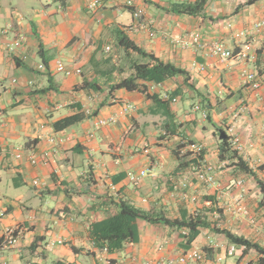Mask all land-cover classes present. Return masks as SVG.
Here are the masks:
<instances>
[{
    "label": "crops",
    "instance_id": "crops-1",
    "mask_svg": "<svg viewBox=\"0 0 264 264\" xmlns=\"http://www.w3.org/2000/svg\"><path fill=\"white\" fill-rule=\"evenodd\" d=\"M94 1L0 0V238L6 228L17 233L15 245L0 248V264H144L179 258L194 248L206 259L192 264H264V254L254 249L229 257L232 243L209 229L187 245L185 231L139 222V241L113 253L96 247L91 237L92 224L118 213L122 201L184 221L213 205L221 211L209 221L264 250L257 182L232 161L219 159L220 133L233 127L244 147L239 156L264 180V171H258L264 166V32L236 37L264 19V0L253 5L206 0L196 16L169 11L198 0H99L91 12ZM136 9L145 10L141 19L134 18ZM194 33L201 36L200 46L183 49L175 43ZM19 37L22 48L10 52L7 44ZM246 41L252 45L246 61L222 62L209 54L215 42L238 52ZM136 50L187 75L146 84L147 93L119 88L132 73L131 62L145 61ZM56 61L81 75L58 73ZM41 64L45 71L38 69ZM245 72L256 75L260 89L252 88ZM153 95L168 101L169 114L149 98ZM124 103L135 110L123 113ZM73 116L82 121L55 130L56 123ZM110 118L114 124L98 125ZM68 136L72 140L58 143L57 153L42 162L40 156L54 149L50 140ZM191 143L203 147L201 159L191 153ZM32 154L37 165L29 161ZM199 159L219 168L220 190L197 181L193 169ZM143 170L147 176L133 186L129 173ZM240 180L243 203L259 228L248 227L233 212ZM60 240L63 245L50 248Z\"/></svg>",
    "mask_w": 264,
    "mask_h": 264
},
{
    "label": "trees",
    "instance_id": "trees-1",
    "mask_svg": "<svg viewBox=\"0 0 264 264\" xmlns=\"http://www.w3.org/2000/svg\"><path fill=\"white\" fill-rule=\"evenodd\" d=\"M258 1L261 0H249L247 5H253ZM206 3V0H198L195 3L174 4L169 12L179 15L196 16L204 12ZM135 53H138V57L145 61L140 62L139 60H135L131 62L133 64L130 68L132 73H128V76L123 78V81L118 86L119 88L126 87L129 90L139 89L142 90L143 93H147L146 84L158 85L170 79L187 75L184 70L172 64L158 61L154 56L147 55L141 50H136ZM149 98L153 100L158 108L163 110L165 114H169L170 108L168 101L163 102L155 95L149 96ZM81 121L82 119L78 116H73L56 123L54 127L57 131H63ZM219 159L220 161H232V166L236 167L241 173L249 175L256 180L262 196L259 208L264 212V180L258 177L257 173L250 168L248 163L244 161L237 152L232 150L228 138L221 141ZM258 171H264V166L258 168ZM118 209V213L103 221L92 224L91 228V237L96 247L101 250H107L109 253L120 250L126 243H137L140 233L139 222H144L150 225H161L185 231L187 234H183L182 237L186 240L187 245H191L195 242L202 230L209 229L215 234L225 236L232 244L245 247L246 250L254 249L264 254V250L259 245L253 244L245 238L237 236L226 229L217 228V225L208 219L210 213L209 209L185 221L168 219L165 215L160 213L146 212L124 201L118 203ZM3 245L4 239L0 238V248L3 247ZM55 264L64 263L58 262Z\"/></svg>",
    "mask_w": 264,
    "mask_h": 264
},
{
    "label": "built area",
    "instance_id": "built-area-1",
    "mask_svg": "<svg viewBox=\"0 0 264 264\" xmlns=\"http://www.w3.org/2000/svg\"><path fill=\"white\" fill-rule=\"evenodd\" d=\"M101 5V2L99 0L94 1L88 6L89 11H94ZM129 6H132L131 2H128ZM134 18L136 20L141 19L145 15V10L144 9H136L134 12ZM228 29H232L233 26L232 24H229ZM258 32H264V19L255 23L252 25V27L245 31L238 33L236 35L237 38L239 39H246L249 38L250 36L253 37L256 35ZM151 37H155V34H151ZM201 36L199 33H194L189 36L187 39H177L175 40V43L180 46L183 49H187L190 47H197L201 45ZM23 45V39L21 37L17 38L13 42H10L7 44V48L10 52L16 53L18 50L22 48ZM106 51H110V48L108 47ZM252 53V45L250 42H245L243 44V47L240 49V51L235 52L228 50L225 48V46L219 42H215L209 46V54L212 57L218 58L222 62H226L228 60L236 59L237 61H246L251 57ZM54 66L55 71L58 73H62L65 76H72V75H81L82 71L80 69H70L68 68L62 61H56ZM38 69L40 71H45L46 67L45 65L41 64L38 66ZM245 79L247 82L252 84L253 89H260V83L257 81L256 75L253 73H246L244 74ZM173 103H177L178 99L175 98L172 100ZM123 113L131 112L135 110V107L129 103H124L123 108H122ZM196 110H199L197 107ZM206 118V116H204ZM115 118H110L109 120H100L98 122L99 126H108L111 124L115 123ZM227 138L229 139V143L231 145V148L233 151L237 152L238 154L243 153L244 147L241 143V139L239 135L235 132V129L233 127H229L226 131ZM92 137V135L90 136ZM264 137V133H263ZM72 140L71 136L68 137H63L60 139H54L52 138L50 142L54 145V149L52 153H43L40 156V159L42 162L46 163L48 160H50L51 155L53 153H57V145L58 143H64V142H69ZM190 151L193 154L195 158H200L203 155V147L198 144L191 143L189 145ZM144 152L148 154V150L145 149ZM23 156L22 154H17L16 158L21 159ZM199 159V163L197 166L194 167L193 171L195 172L196 179L198 182L204 183L207 186L220 190V184L217 180L216 173L219 168H216L212 165H209L205 162H202ZM29 161L32 165H37L39 163V158L37 155L32 154L29 158ZM226 164L224 163L221 168H223ZM148 172L146 170H143L139 173H129L128 179L129 182L133 186H138L141 181L147 176ZM181 181V180H180ZM188 180H183V184L186 186L188 185ZM174 182V188L177 190L178 183L176 180ZM38 182H35V185H37ZM183 185V186H184ZM245 183L244 181L240 180L236 184V188L238 190L237 198H236V203L234 204V214L238 216L239 218H243L246 220L248 225L251 228H259L258 221L255 216H253L250 211L247 209V207L244 205V199H245ZM4 217V213L0 212V218ZM4 239V245L3 246H13L17 243V233L16 230L13 228H6L3 232V237ZM63 241H58V242H53L50 244V248H55L56 246H61L63 245ZM240 250H246L245 247H239L235 244L230 245V247L227 250V255L229 257H235ZM106 251V250H105ZM205 255L204 253L198 249H190L188 251H185L179 258H169L166 260H156V261H146L144 264H192V263H202L205 261Z\"/></svg>",
    "mask_w": 264,
    "mask_h": 264
},
{
    "label": "rangeland",
    "instance_id": "rangeland-1",
    "mask_svg": "<svg viewBox=\"0 0 264 264\" xmlns=\"http://www.w3.org/2000/svg\"><path fill=\"white\" fill-rule=\"evenodd\" d=\"M206 185V184H205ZM207 186V185H206ZM209 211H210V213H209V215L208 216H210V218H213L212 216H214V213H218V212H220L221 211V209L220 208H218V206H210L209 207ZM241 222H245L246 224H247V226L249 227V225H248V223L246 222V220H244L243 218H238ZM258 221V220H257ZM239 222V221H238ZM205 255V254H204ZM206 256V255H205Z\"/></svg>",
    "mask_w": 264,
    "mask_h": 264
},
{
    "label": "water",
    "instance_id": "water-1",
    "mask_svg": "<svg viewBox=\"0 0 264 264\" xmlns=\"http://www.w3.org/2000/svg\"><path fill=\"white\" fill-rule=\"evenodd\" d=\"M227 138V134L225 131H221L220 133V140H225Z\"/></svg>",
    "mask_w": 264,
    "mask_h": 264
}]
</instances>
